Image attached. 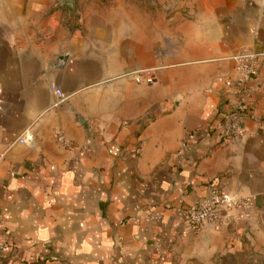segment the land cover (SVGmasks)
I'll return each mask as SVG.
<instances>
[{"label":"crops","instance_id":"obj_1","mask_svg":"<svg viewBox=\"0 0 264 264\" xmlns=\"http://www.w3.org/2000/svg\"><path fill=\"white\" fill-rule=\"evenodd\" d=\"M161 11L0 0V264H264V0ZM214 187L251 212L195 231Z\"/></svg>","mask_w":264,"mask_h":264},{"label":"built area","instance_id":"obj_2","mask_svg":"<svg viewBox=\"0 0 264 264\" xmlns=\"http://www.w3.org/2000/svg\"><path fill=\"white\" fill-rule=\"evenodd\" d=\"M252 58V55H250ZM241 70L246 74H249L251 70L247 68L243 63L240 65ZM138 77L154 78V74L148 71L136 72ZM55 94L57 95L56 105L62 104L67 100L66 95L58 88L53 87ZM247 101L244 97H241L236 107L227 113L222 121L221 129L224 138L228 141L235 138L241 131L245 116L247 113ZM58 141L65 147H69V143L63 136H58ZM233 210H240L246 215L251 212V204L247 200H243L237 197L225 196L221 190L214 187L208 197L194 203L188 208V219L195 231H198L209 224H216L220 221L223 211L231 212ZM9 251V247L6 244L0 243V260L4 258Z\"/></svg>","mask_w":264,"mask_h":264},{"label":"rangeland","instance_id":"obj_3","mask_svg":"<svg viewBox=\"0 0 264 264\" xmlns=\"http://www.w3.org/2000/svg\"><path fill=\"white\" fill-rule=\"evenodd\" d=\"M147 4L150 6L152 5L153 8L155 7L156 9H161L162 11V16H169L170 14L174 13V10H176L179 15L182 16H191L194 15L198 9H205L206 11L210 13L217 12L218 10H221V8H226L227 11L231 10L234 8L236 0H146ZM159 2L162 3V5L159 4ZM155 3H158L159 6L156 7ZM153 15V11L151 12ZM148 61V57H147ZM150 71L153 73L156 77L158 70L154 69L153 67L147 66L144 69H141L137 72L140 71ZM147 78V82L151 83L153 82L149 77Z\"/></svg>","mask_w":264,"mask_h":264},{"label":"water","instance_id":"obj_4","mask_svg":"<svg viewBox=\"0 0 264 264\" xmlns=\"http://www.w3.org/2000/svg\"><path fill=\"white\" fill-rule=\"evenodd\" d=\"M73 2L74 0H63V5L66 7H73ZM65 58H66L65 56L60 57L58 60L59 61L58 65H62Z\"/></svg>","mask_w":264,"mask_h":264}]
</instances>
